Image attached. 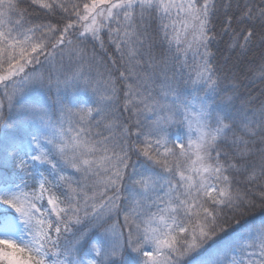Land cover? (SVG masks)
<instances>
[{"label": "snow or ice", "instance_id": "snow-or-ice-1", "mask_svg": "<svg viewBox=\"0 0 264 264\" xmlns=\"http://www.w3.org/2000/svg\"><path fill=\"white\" fill-rule=\"evenodd\" d=\"M224 37L264 49V0H0L16 113L0 103V264H264V100L235 109L221 87L211 46ZM89 41L120 53L118 76L93 85ZM65 58L78 66L58 92L98 99L58 97L55 116L27 94ZM185 69L189 95L172 82Z\"/></svg>", "mask_w": 264, "mask_h": 264}, {"label": "trees", "instance_id": "trees-1", "mask_svg": "<svg viewBox=\"0 0 264 264\" xmlns=\"http://www.w3.org/2000/svg\"><path fill=\"white\" fill-rule=\"evenodd\" d=\"M26 6V4H22V7ZM29 12L33 16L38 15V13L32 12L31 9H29ZM154 29L155 25L149 30L153 33L155 54L157 58L160 59L162 55H168L166 52L167 46L161 44L159 38L155 36ZM85 47L88 49L89 59H91L93 53H95L92 71L93 85H95L96 80L99 79L97 71L103 73L105 76H107L108 73H111L112 76L116 77L119 75V72L123 70L120 53L115 50L113 45L106 42L105 49L101 50L98 44L89 41ZM211 50L214 53L213 63L221 74V87L227 89L229 93H232L233 91L238 93V98L235 101V109L241 107V101H247L249 98H254L252 104L253 106H258L260 101L264 100V80L257 75L261 58L264 56V49L254 46L245 54H239L238 51H232L227 47V37H224L223 40L218 39L217 41H214ZM189 61L191 62V58H189ZM77 66L78 64L75 60L69 61L67 58L63 61V67H61L59 59H57L55 67L51 64L45 63L41 70L45 73L46 77L50 73L53 75L52 86H45L43 88L32 90L34 96L28 97V99L43 104L55 116H59L58 97H63L65 100L75 99L83 102L86 106H94L98 96L93 93L91 87L87 89L77 87L73 90L71 88L65 89L64 86L61 85L59 92L56 88L55 78L59 76L60 79L63 80L66 77H70L75 72ZM174 70L175 69H170L168 75L171 76L172 71ZM157 71H159V69H157ZM187 74L186 69L180 71L177 73L175 80L172 81L175 86L181 88L185 95H189L191 91L190 88L185 87L183 83L184 80L187 79ZM158 79L160 78L158 77ZM1 90L0 92H2ZM6 99L7 98L0 99V103L3 104V116L5 118L15 119L16 113L9 110V102ZM123 115L126 117L128 114L124 113ZM9 131L18 132V130ZM171 131L173 136L177 134V129H172ZM133 159H135V157H133ZM3 174H5V168L0 166V175ZM253 215L256 224H259L262 215L260 210H257Z\"/></svg>", "mask_w": 264, "mask_h": 264}, {"label": "rangeland", "instance_id": "rangeland-1", "mask_svg": "<svg viewBox=\"0 0 264 264\" xmlns=\"http://www.w3.org/2000/svg\"><path fill=\"white\" fill-rule=\"evenodd\" d=\"M189 58H191V57H189ZM2 88H0V90H1ZM34 90H36V89H34ZM2 92H0V99L1 98H6L5 96H4V94H3V89L1 90ZM2 96V97H1ZM34 96V92H32V90L31 91H29L28 92V94H27V97H33ZM7 101H8V99H6ZM9 102V101H8Z\"/></svg>", "mask_w": 264, "mask_h": 264}]
</instances>
